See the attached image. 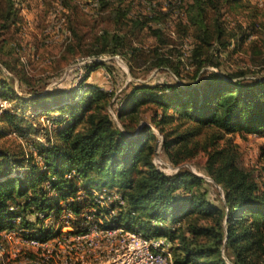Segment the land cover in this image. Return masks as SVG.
<instances>
[{
  "label": "trees",
  "instance_id": "1",
  "mask_svg": "<svg viewBox=\"0 0 264 264\" xmlns=\"http://www.w3.org/2000/svg\"><path fill=\"white\" fill-rule=\"evenodd\" d=\"M185 1L187 27L193 29L197 40L196 69L187 78H200L197 87L190 89L165 82L135 86L117 115L122 120L148 100L162 106V114L157 111L151 119L164 135V152L173 162H179L202 146L207 152L205 167L223 189L219 202L212 200L204 188L207 180L193 170L180 168L167 173L155 164L153 155L157 148L146 145L149 124L130 131L127 122L122 120L124 127L115 122L106 99L111 92L85 82L88 72L106 66L97 62L87 65L84 78L70 91L58 89L33 99L20 97L6 80H0V94L6 99L14 96L36 105L54 99L62 103L61 98L68 96L73 98L69 101L72 107L83 105V113L88 111L86 116H75L73 121L54 117L63 124L55 131V138H48L49 143H39L45 158L42 165L27 163L25 156L0 148V230L13 229L20 218L23 237L44 238L53 230L44 225L39 212L60 213L67 207L77 215L73 220L75 230L82 231L86 229L81 223V219H86L84 213L98 205L95 191L106 187L120 194L124 203L114 202L111 209H104L112 213V219L111 225L102 223V226H125L159 239L162 247L170 254L173 252L177 264H229L225 250L232 251L229 255L237 264H264V177L258 178L255 170L244 164L236 144L226 137L232 131L264 130V78L250 82L227 80L215 72L204 79L199 75L208 63L219 65V55L207 57L205 51L213 45L218 49L230 45L233 36L225 24L224 8L237 6L241 0ZM75 8L70 6L67 23L82 42L84 35L74 27L78 14ZM96 8L95 17L105 25L94 34L95 51L91 56L123 54L134 72L132 61L139 60L141 53L134 45V35L148 28L146 21L132 17V9L117 0H97ZM16 15L14 0H0V34L15 21ZM154 34L159 35L160 31L154 30ZM151 62L152 67L169 66L181 78L186 77L180 60L158 50ZM238 73L230 76L247 72ZM84 88L93 92L85 103L79 95ZM177 92L194 97L192 109H182L174 123L175 117L168 113L167 107L172 94ZM81 117L82 126L77 127ZM170 122L173 124L167 127ZM202 134L205 135L200 138ZM191 141H195L194 147H186L187 153L182 156L183 147ZM174 145L177 147L172 150ZM140 159L142 167L138 166ZM22 167H26L23 172L16 171ZM181 188L187 192L180 195L177 191ZM29 214L35 215L31 218ZM176 240L177 246L173 244Z\"/></svg>",
  "mask_w": 264,
  "mask_h": 264
},
{
  "label": "rangeland",
  "instance_id": "2",
  "mask_svg": "<svg viewBox=\"0 0 264 264\" xmlns=\"http://www.w3.org/2000/svg\"><path fill=\"white\" fill-rule=\"evenodd\" d=\"M14 1L17 9L15 21L0 34V80H6L20 97L33 99L37 95L55 92L58 89L70 91L84 78L87 65L97 62L106 63L104 67H97L88 72L89 75L85 82L93 83L111 92L106 99L109 100L108 109L115 122L121 127H124L123 122H127L130 131L140 130L145 124H149V137L146 145L151 144L157 148L153 155L155 164L167 173H174L180 168L193 170L207 180L203 185L204 188L208 190L212 200L219 202L220 197L223 196V189L213 180L205 167L207 152L202 146H199L192 155L180 158L179 162H173L164 152V135L159 125L151 119L157 111L162 114V106L148 100L145 104L139 105L134 112L128 113L122 119L123 122L117 115L119 107L135 86L165 82L190 89L197 87L200 78H187L193 76L196 69L194 49L197 46V40L193 29L187 27L189 24L185 0H117V3L132 9L134 13L132 17H139L148 25V28L134 35V45L141 50L140 59L132 61L134 72L131 71L128 58L123 54L91 56L95 51L94 34L100 32L105 25L95 17L98 11L96 10L97 0ZM69 5L76 7L78 11L74 27L84 35L82 42L77 40L75 33L69 28V22L67 23ZM224 11L225 24L233 39H229L231 42L227 47L218 49L217 45H213L206 49L205 56L207 57L219 55V65L213 66L208 63L199 74L201 79H204L205 75L210 72H215L227 80L252 82L263 79L264 0H241L237 6L232 8L226 5ZM106 21L112 22L109 19ZM154 30H159L160 34H154ZM157 50L176 61L180 60L182 74L186 77L181 78L169 66L152 67L151 60ZM239 71L247 73L235 77L230 76V73ZM79 95L83 96L82 101L85 103L93 97V92L84 88ZM172 96L167 111L175 117V123L182 109L185 107L192 109L191 101L194 96H186L182 92H177ZM71 100H73L72 97L64 96L61 98L62 103L54 99L35 105L21 102L14 96L6 99L0 94V148L25 156L27 163L44 164L45 158L39 150V143H49L48 138H55V131L63 124L57 122L54 117H65V120L73 121L75 116L82 115L83 117L88 113V111L83 113V105L72 107L69 102ZM183 102H186V105H182ZM36 113L38 115L34 116ZM19 115L26 116L22 119ZM82 117L77 127L82 126ZM171 124L173 123H167L166 126L169 127ZM204 135L202 134L200 138ZM226 137H231L236 144L244 164L254 169L258 178H263L264 130L232 131L227 133ZM194 145L195 141H191L184 146L182 156L187 153L186 147L190 148ZM176 147L177 145H174L172 150ZM138 166H144L142 159L139 160ZM25 169L26 167H22L16 171L23 172ZM104 188L106 187L95 191L98 205L89 208L84 213L86 219L82 222L83 229L88 225L89 220L93 219L96 221L102 219L105 225H111L109 223L112 213L104 209L107 207L111 209L114 202L120 204L117 198L111 196L122 197L120 194L107 190L113 189ZM177 192L181 195L187 190L181 188ZM63 204L65 206L66 203ZM116 211L117 208L114 209V212ZM39 214L44 218L45 226L53 230L48 235L50 240L57 237L65 225L77 231L74 230L73 225L74 213L67 207L60 213L53 210L48 214L44 212H39ZM34 215L29 214L31 218ZM20 222L18 218L13 229L0 230V264H31L27 247L20 249L22 254L17 255L20 238V246H26L25 238L22 237L23 232L19 227ZM161 240L164 242L163 239ZM168 244L170 245V242ZM173 244L177 246L179 241H173ZM165 251L169 255L167 264H177L173 252L170 254L168 249ZM231 252V250H225V257L229 264H237L234 257L229 255Z\"/></svg>",
  "mask_w": 264,
  "mask_h": 264
},
{
  "label": "bare ground",
  "instance_id": "3",
  "mask_svg": "<svg viewBox=\"0 0 264 264\" xmlns=\"http://www.w3.org/2000/svg\"><path fill=\"white\" fill-rule=\"evenodd\" d=\"M111 197L117 198L120 204L124 203V200L120 197H117V195ZM70 217L72 218V216ZM102 223V219H99L97 221L94 219L91 221L89 220L86 229L82 231H73L71 229L72 227L70 228L66 225L63 226L59 235L54 239L62 236V242H65L64 254L68 256L66 257V261H63V248L61 247L60 240L51 239V241H49L50 239H48V236H45L44 238L22 236L23 238H25L24 244L29 251L28 255L30 257L31 264H102L101 258H93L101 256V249H94L92 251H85L80 253V248H84V241L72 240V235L91 233L92 227L101 231L111 232V237H105L104 239H100L98 241V248H115L123 246L125 242V234H123V232H125L126 234L132 235L133 237L142 240V242L144 243V247L148 248V254L158 258L159 261L156 264L168 263L169 255L166 254L165 248L161 246L159 239L157 240L153 237L144 236L137 231H132L123 227L105 228L102 226ZM66 233L72 235H64ZM47 241H49V247H47ZM37 242H40V247H37ZM2 246L4 247V245Z\"/></svg>",
  "mask_w": 264,
  "mask_h": 264
},
{
  "label": "built area",
  "instance_id": "4",
  "mask_svg": "<svg viewBox=\"0 0 264 264\" xmlns=\"http://www.w3.org/2000/svg\"><path fill=\"white\" fill-rule=\"evenodd\" d=\"M74 215L76 214L74 213ZM82 222L83 219H81V223ZM123 234H125V242L123 246L115 248H98V241L105 237H111V232L101 231L93 227L89 234L72 235L66 233L64 235H72L73 241H84V248H80V253L92 251L94 249H101V256L93 258H101L102 264H156L159 261L157 257L148 254V248L144 247L142 240L126 234L125 232H123ZM54 240L61 241V247L63 248V261H66V257L68 256L64 254L65 242H62V236ZM49 241H47V247H49ZM23 247L26 246H20L19 239L17 254H20V248ZM37 247H40V242H37Z\"/></svg>",
  "mask_w": 264,
  "mask_h": 264
}]
</instances>
